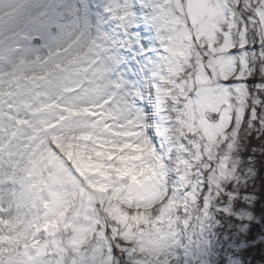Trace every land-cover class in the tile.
<instances>
[{
	"label": "snow or ice",
	"instance_id": "1",
	"mask_svg": "<svg viewBox=\"0 0 264 264\" xmlns=\"http://www.w3.org/2000/svg\"><path fill=\"white\" fill-rule=\"evenodd\" d=\"M262 33L264 0H0V91L53 108L61 138L104 139L133 183L194 169L183 259L147 264H264Z\"/></svg>",
	"mask_w": 264,
	"mask_h": 264
},
{
	"label": "rangeland",
	"instance_id": "2",
	"mask_svg": "<svg viewBox=\"0 0 264 264\" xmlns=\"http://www.w3.org/2000/svg\"><path fill=\"white\" fill-rule=\"evenodd\" d=\"M5 90L6 87L0 93L4 94ZM3 109L4 107H0L1 113ZM54 115L56 114L41 115L43 124L38 127H46L52 123ZM38 127L26 126L19 138L23 140L16 142L15 146L20 147L28 134H32L30 131ZM60 129L49 132L45 136L46 139H59ZM4 132L6 135L7 126H4L0 134V145L3 142ZM139 135H143L142 131ZM64 138L67 140L69 137ZM46 139L42 140V143ZM74 139V142H65L64 145L58 141L55 146L57 151H61L59 153L62 157L56 163L61 165L69 179L64 174H59V185L53 186L50 182L51 178L41 183L26 171L31 179L20 184L22 191L23 188L27 191L25 196V198L29 197L27 202L24 191L22 198L11 197L9 185L4 182L8 166L14 160L13 153L16 148L0 155V264H109V262L129 264L122 250L113 253V249L120 246L129 251L135 250L138 257L137 264L142 262L147 264L158 258L165 260H175L177 256L181 258L178 254L181 245L178 224L181 218L180 222H184L185 200L190 204L193 224L197 215L192 192L183 191L184 187L189 186L193 191L195 190L196 181L191 178L194 169L189 168L186 171L189 179L177 189V194L169 198L162 181L144 179L141 184L133 183L128 169L117 168L118 159L109 163L108 158L94 154L95 145L104 144V139L92 142L76 140L75 137ZM132 139L136 137L133 136ZM198 139L196 136H188L189 142ZM49 142L53 141L44 142L41 146L38 141L34 146H40L36 150L35 157L42 159L41 167L44 155L49 156L47 152ZM143 142L141 140V143ZM28 148L27 154L30 153V147ZM104 151L119 155L115 148H106ZM127 151L132 152L134 149L128 148ZM63 153L66 155L65 160ZM136 154L141 155L140 152ZM148 154V152L143 153L144 156ZM183 155L192 159L193 164L196 162L191 151H186ZM28 159L29 157L25 158L27 164L25 168L29 166V162H26ZM139 165L141 170L146 171L149 162L142 160L139 161ZM57 173V170H53V174ZM81 183L85 185V190L90 189L86 198L80 200L75 210L69 213L68 206L81 188ZM35 185L37 187H34ZM195 194L199 195L198 192ZM166 198L170 200L162 205L161 202ZM12 200H16V203L21 202L20 209L22 207L24 209V205L28 208L29 228L23 229V225L18 220L12 219L11 212L15 208ZM93 204L97 207L96 210L93 209ZM177 213L181 216L177 217ZM104 234L107 235L108 240V245L105 246L110 253L105 259L101 256V251L105 248Z\"/></svg>",
	"mask_w": 264,
	"mask_h": 264
},
{
	"label": "bare ground",
	"instance_id": "3",
	"mask_svg": "<svg viewBox=\"0 0 264 264\" xmlns=\"http://www.w3.org/2000/svg\"><path fill=\"white\" fill-rule=\"evenodd\" d=\"M9 119H10L9 117H5V120H6L7 124L9 122ZM1 121L3 122L2 119H1ZM4 125H5V123L3 122L2 128H3ZM34 125H38L37 120L34 123ZM60 144L64 145L65 142H61ZM63 149H66V148H63ZM59 152H61V151H59ZM62 156L65 157L63 159V160H65L66 159L65 153H63ZM53 170H57L58 173L57 174H53ZM34 171L37 174V170H34ZM59 174H64V176H65L66 172L61 168V165L59 163H54V165L50 169V173H49V177L51 178L50 182L52 183L53 186H58L59 185Z\"/></svg>",
	"mask_w": 264,
	"mask_h": 264
}]
</instances>
